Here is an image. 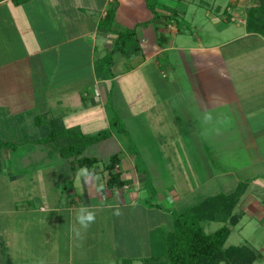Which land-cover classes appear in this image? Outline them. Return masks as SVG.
Here are the masks:
<instances>
[{"label": "crops", "instance_id": "crops-1", "mask_svg": "<svg viewBox=\"0 0 264 264\" xmlns=\"http://www.w3.org/2000/svg\"><path fill=\"white\" fill-rule=\"evenodd\" d=\"M214 1L209 15L217 35L229 30L225 23L230 22L242 27V35L229 30L227 39L214 34L217 40L209 44L198 39L190 42L194 32L177 29L178 14L165 29H159L160 45L147 30L140 33L142 50L135 67L126 73L141 69L143 83L148 72L156 77L157 85H146L142 107L134 102L128 113L135 119L139 112L136 121L142 118L141 126L151 128L148 133H153L152 138L159 135V143L158 149L143 145V172L136 169L127 152H117L121 178L128 181L122 189L101 188L105 173L91 175L86 170L82 175L79 169L72 175L67 160L53 146L33 141L20 146L14 151L30 164L18 169L8 166L14 152L2 149L6 167L1 172L12 176L0 178L4 191L0 197V260L11 264L14 256V264H143L152 254L154 225L146 215L152 214L153 208H145L137 200L146 191L147 178L152 181L157 175L164 176L158 182L154 179L159 191L157 203L165 204L169 215L167 210L196 204L186 208L180 202L196 191L208 192L210 188L204 199L229 194L243 184L237 224L243 216L264 223V39L245 30L244 10L253 0H228L224 7ZM113 3L118 6L116 21L111 31H105L99 22ZM224 11L229 17L239 14V21H227ZM149 18L144 0L1 1L0 125L10 127L3 136L38 138V117L59 119L65 127H77L88 135L108 128L113 118L106 106L108 87L124 73L114 72L112 80H99L94 60L106 54L116 31ZM168 35L175 40L170 41ZM124 61L116 55L113 69L119 71ZM173 88L182 102L179 108L168 106ZM206 113L211 114V120L205 119ZM167 114L175 120L169 136L178 127H190L184 137L195 143L194 152L186 146L188 140L181 152L175 150L174 139L161 135L166 133L162 128L167 125ZM182 114V121H176ZM107 140L108 145H120L112 136ZM196 152L205 162L202 171L206 177L201 180L194 165L183 167L180 161L184 155L196 157ZM33 158L40 161L33 162ZM154 160H160L159 166ZM49 183L56 184L55 189L48 188ZM48 191H54V196ZM82 206L95 212L98 225L92 223L77 236L76 215ZM117 209L120 214L114 215ZM24 237L34 239L35 244ZM41 238L45 245L35 251ZM92 249L94 257L90 258L88 251Z\"/></svg>", "mask_w": 264, "mask_h": 264}, {"label": "trees", "instance_id": "trees-1", "mask_svg": "<svg viewBox=\"0 0 264 264\" xmlns=\"http://www.w3.org/2000/svg\"><path fill=\"white\" fill-rule=\"evenodd\" d=\"M13 1L20 3L27 0ZM144 5L150 18L116 31L114 46L97 61L98 64L94 65L95 75L99 80H112L115 77L113 67L116 55L140 53L142 48L138 38L139 29L147 26L152 27L155 31L156 43L160 45L158 41V38L161 37L159 29H165L169 21L177 16L175 9L164 6L157 0H144ZM117 9L116 3L110 5L99 22L100 28L111 31V27L116 21ZM160 11L164 14H160ZM244 12L246 32L259 35L264 39V0H253ZM225 13H227L225 14L227 21L232 20L228 12ZM129 45L132 47L130 52L125 50V46ZM116 122L115 119L111 120L109 128L113 129ZM6 124L8 125L9 122ZM36 125L40 131L38 138H24L23 140L11 139L12 135L3 136V131L10 127L0 125V172L2 171V149L14 151L33 141L32 143L35 145L53 146L59 156L67 160L72 175L77 170L85 168L91 175L105 173L103 188L122 189L127 185L128 181L121 178V173L118 170L120 163L118 153L112 154L108 163H105L101 169L100 160L96 156L86 154L89 148L104 142L111 136L110 129H103L88 135L82 133L77 127H65L59 119L43 120L41 117L36 119ZM150 190L155 193L153 189ZM244 190L245 186L239 184L229 194L220 193L208 196L183 211L167 210L172 217V227L162 241L161 239L159 242L154 241L152 254L143 260V264H253L258 255L252 248L246 245L225 247L230 235V227L235 226L241 218V213L237 208ZM145 205L163 208L157 202H145ZM204 222H216L222 225L214 232L206 233L202 226Z\"/></svg>", "mask_w": 264, "mask_h": 264}, {"label": "rangeland", "instance_id": "rangeland-1", "mask_svg": "<svg viewBox=\"0 0 264 264\" xmlns=\"http://www.w3.org/2000/svg\"><path fill=\"white\" fill-rule=\"evenodd\" d=\"M213 1L214 0H157L158 3L176 10V12L180 18L179 19L180 21H179L178 27H177V29L179 31L186 32V29H189V30H192V32H194L193 37H190V40H189L190 42H192V39L194 41L196 39H198V40H201L202 43H208V44L213 42V41H216L217 37L219 36V35H217V32H216V29H217L216 26L214 25V23H212L210 21L209 10L213 4ZM215 1L220 3L222 7H224V5H226L228 2V0H215ZM237 15H239V14H237ZM237 15L234 16V22L239 21V19L237 18ZM225 26L227 28H229L230 32H233V35L240 36L243 33L242 27L241 28L236 27L235 23H233V22H230L227 24L225 23ZM149 27L150 26H147V27H144L141 29L147 30L149 32V35L153 36L152 40H155V36H156L155 31H152L151 29H149ZM141 29H140L139 34H138V38L140 39V45H141L140 33L142 31ZM229 30H225L224 32H222L219 36V39H227L230 36ZM187 34H185V36ZM214 34H216L217 37L214 36ZM167 38L170 41L175 40L173 35H168ZM179 38H181V37H179ZM182 38H185V37H182ZM189 41H188V43H189ZM113 46L114 45L112 43V45L109 46L108 50H110ZM125 47H126L125 50H127L128 52H130L132 50L131 45L125 46ZM138 54L129 53V54H127L128 56L122 55L121 57L123 59H125L124 62L126 64L120 65L119 66L120 68H118V69H120L119 71L118 70L115 71L113 69L115 73H124L123 74L124 77L122 79L114 81L111 84V87H108L109 88L108 94L106 95V97H107L106 101H108V103L106 106L108 107L110 112L112 111V114H113V118L111 116L110 120L115 119L117 122H116L115 127H113V129H110L109 127L105 128V129H110L109 134H111V136L114 139L118 140L120 147L117 146L118 143L112 144V146H111V144L108 145L107 144L108 140H106L101 145L97 144L96 145L97 147L93 146L92 148H89L87 150V152H86L87 155H92V156L98 157V159L100 160V164H99L100 168H102L105 163H108L109 157L112 154L117 153V152L118 153L121 152L122 154H124L125 152H127L129 155L128 157L132 158V162H134V166H136V169H139L140 172H143V169H142V165L144 166V164H143L144 160L142 158L143 145L147 144L148 147H150L152 149H158V143H159V137L158 136L159 135H156V136L154 135V137L152 138L151 136L153 133H151V134L148 133V130H150L151 128L141 126V123H142L141 119L142 118H138L136 121V118L138 116L140 117L139 112H136L137 116L135 119L130 117V114L128 113L129 106L134 105V102H135L136 107H139V108L142 107V105L144 103V97L146 95V93H144L143 90H145L144 87H146V85L149 86V84H150L153 86V83L155 85H157L156 77L149 75L148 72H147V82H146V84L143 83L144 81L139 75V71L141 69H139L138 71H135V73L134 72L130 73L129 75H128V73H126L128 70L135 67V63H136ZM98 57H99L98 59L95 58L94 65L98 64L97 61L102 58V56H98ZM115 58H116V56H115ZM130 78L134 79V81H131ZM129 82H130V84H128ZM128 85H129V87H128ZM172 94L173 95L171 97V100L168 101V103H171V105H168V106H172L173 108L174 107L179 108L178 106H180V104L182 102H180L179 97L175 96L174 88L172 89ZM169 115H170V113H169ZM174 117H176V116H174ZM182 118H183V114H182V117L180 115L177 116L176 121L181 122ZM165 123L167 125L164 128H162V132L164 131L166 133H161V135L163 134V137L164 138L166 137L167 139H172V140L174 139L173 142H174V146L176 147L175 150H177V151L180 150L181 152H183V148H185L184 144H186V140H188V143L186 144V146L190 150L192 148L191 151H193V152L195 151V149H194L195 143L190 138L186 139V136L184 137L185 133L190 132V127H186V126L178 127V128H176V131H174L176 133H174L173 136H169L170 132L175 129V128H172L170 126V124H172V125H173V123L175 124V120H174V118L168 116V114H167L166 118H165ZM101 128L102 127H98L96 129L99 130ZM152 132H153V130H152ZM110 140H112V139H110ZM161 141H162V138H161ZM183 145H184V147H183ZM121 147L123 149H120ZM178 148H179V150H178ZM165 150L169 152L168 148H165ZM10 151H13V150H10ZM13 152L14 153L12 156V161L8 164V166H10V168H17L18 169L19 167H23V166L29 167V164H30L29 161H24L22 159L21 154L17 155L18 154L17 151L16 152L13 151ZM22 153H25V152L22 151ZM195 154H197L196 157L193 154L194 157L192 159L187 157L188 155H186V156L184 155V157H182V159L180 161L182 162L183 167H185L186 165H189V164L194 165V171L197 170V176L201 180V179H204L206 177V173H203V171H202V170H204V163L205 162L202 159H200L201 157H200L198 152H196ZM2 161L3 160H1V164H2V167L4 168V166L6 167V164L4 161L3 162ZM32 161L33 162L35 161L36 163H38L40 160L37 158H33ZM154 162L157 164V166H159L160 160H154ZM155 169L159 170V167H154V170ZM3 175H4V177L5 176H7V177L12 176L11 174L6 175V173L0 172V178ZM153 177L154 178H151L152 181H149V179L147 178L148 182H146V184H145L146 191L137 200V202L139 201L140 202L139 204H141L145 208H148V207H146L145 202H148V203L149 202H158L160 200L158 197L159 191H157V188L154 185V179H155V181L158 182V179L159 178L163 179L164 176L157 175V176H153ZM50 180L51 179L48 178L47 182ZM22 181L23 180H21V182H20V187L23 184ZM54 186H56V184L55 185H51V183L48 184V188L55 189ZM58 188H59V186H58ZM150 189H153L156 192L154 193ZM207 190H208V192H199V193H198V191H196L192 195L190 194L187 197V199L183 200V202L182 201H180V202L182 203V205L184 207L187 208V204L190 205L192 203H196L202 199V196L208 195L211 193V192H209L211 190L210 188H207ZM60 191L61 190H59V192ZM3 193H4V191H2V187L0 186V197L3 195ZM48 193H49L50 197L54 196V191H50V192L48 191ZM164 193H166V192H164ZM162 206L164 207L165 204H163ZM151 208H153L152 214L150 213V215L147 214L146 216L150 217V219L148 218V221L150 220L151 225H154V226H152V229H151V233H152L151 242L154 245V241L159 242L160 239L162 241L163 238L165 237V235L167 234V232L171 229L172 217H171V215L166 213V206L164 207L165 209L159 208V207H151ZM179 209H176V211L177 212L183 211L184 208L183 209L179 208ZM131 216H134V215L132 214ZM93 225L95 226L98 224L96 222H94ZM139 225H140V223H138V226ZM221 225H222L221 223H216V222H204L202 224L206 233L214 232ZM103 226H104V224H103ZM99 227H100V225H99ZM139 228H140L139 234H142L143 233V231H142L143 227L140 226ZM150 228H151V226H150ZM24 239H25V237H24ZM25 240L26 241H32L35 244L34 239H25ZM36 243H37V246L35 247V251H38V249L42 250L44 245H45V243L43 242V239L41 238L40 240L36 241ZM240 245H246V246L252 248L256 252V254L258 255V258L256 259V261L253 264H264V223L258 222V220L256 218L251 219L247 216H243L241 221L239 222V224H237L234 227H231L230 236L228 237V239L225 243V247L240 246ZM13 257L11 258V264H14V261H15V259ZM88 257H90V258L94 257L93 249L88 251ZM0 264H6L4 258H2L0 260Z\"/></svg>", "mask_w": 264, "mask_h": 264}, {"label": "clouds", "instance_id": "clouds-1", "mask_svg": "<svg viewBox=\"0 0 264 264\" xmlns=\"http://www.w3.org/2000/svg\"><path fill=\"white\" fill-rule=\"evenodd\" d=\"M205 119L206 120H211L212 119L211 114L210 113H206L205 114ZM80 174H82V175L86 174V169L85 168H81L80 169ZM102 187H103V185H101V188ZM119 214H120L119 209H117L114 212V215H119ZM76 221H77V224L79 225V228H77L75 231H76V235L79 236L81 229L86 230L92 223L95 222V212L82 206L79 209V211L77 212Z\"/></svg>", "mask_w": 264, "mask_h": 264}, {"label": "built area", "instance_id": "built-area-1", "mask_svg": "<svg viewBox=\"0 0 264 264\" xmlns=\"http://www.w3.org/2000/svg\"><path fill=\"white\" fill-rule=\"evenodd\" d=\"M232 19H234V16L232 17Z\"/></svg>", "mask_w": 264, "mask_h": 264}]
</instances>
